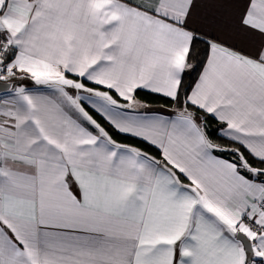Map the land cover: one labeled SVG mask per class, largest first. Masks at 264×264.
Instances as JSON below:
<instances>
[{
    "label": "snow or ice",
    "instance_id": "1",
    "mask_svg": "<svg viewBox=\"0 0 264 264\" xmlns=\"http://www.w3.org/2000/svg\"><path fill=\"white\" fill-rule=\"evenodd\" d=\"M0 264H264V0H0Z\"/></svg>",
    "mask_w": 264,
    "mask_h": 264
},
{
    "label": "trees",
    "instance_id": "2",
    "mask_svg": "<svg viewBox=\"0 0 264 264\" xmlns=\"http://www.w3.org/2000/svg\"><path fill=\"white\" fill-rule=\"evenodd\" d=\"M142 98L147 99L149 101V103L151 104V106H153V107H161L162 105L165 104V100L161 97H158V96H145ZM114 138L121 140V142H123V143H136V141H134L130 138H126L122 135L121 136H114Z\"/></svg>",
    "mask_w": 264,
    "mask_h": 264
},
{
    "label": "crops",
    "instance_id": "3",
    "mask_svg": "<svg viewBox=\"0 0 264 264\" xmlns=\"http://www.w3.org/2000/svg\"><path fill=\"white\" fill-rule=\"evenodd\" d=\"M152 108H153V109H159V108H161V107H153V106H152Z\"/></svg>",
    "mask_w": 264,
    "mask_h": 264
}]
</instances>
